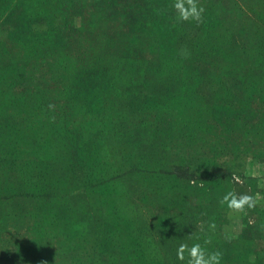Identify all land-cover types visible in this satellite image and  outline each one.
<instances>
[{"label":"trees","instance_id":"obj_1","mask_svg":"<svg viewBox=\"0 0 264 264\" xmlns=\"http://www.w3.org/2000/svg\"><path fill=\"white\" fill-rule=\"evenodd\" d=\"M165 2L171 29L157 26L168 7L153 3L135 16L140 35H99L101 14L87 10L97 0H0V24L19 6L21 23L71 20L83 41L37 37L0 66V264H186L179 245L207 239L221 264H264V220L256 238L221 229L220 199L256 181L208 175L239 139L264 163V0H199L200 21ZM136 87L159 100L133 108ZM21 205L20 220H2ZM247 211L264 218L258 204Z\"/></svg>","mask_w":264,"mask_h":264},{"label":"rangeland","instance_id":"obj_2","mask_svg":"<svg viewBox=\"0 0 264 264\" xmlns=\"http://www.w3.org/2000/svg\"><path fill=\"white\" fill-rule=\"evenodd\" d=\"M166 0H97V4L95 6L89 5L87 10L90 12H96V14L100 17L96 24L99 35L111 34V33H123L129 34L131 32L132 35L139 34L140 32L147 29V26H144V22H138L135 17L140 9L146 6V9L151 8L153 3L157 6H162L163 8L168 7L166 5ZM97 8V9H96ZM77 9V8H76ZM161 11V10H160ZM70 14H76L75 11H70ZM83 12V9H82ZM167 14L164 15L163 19L160 20V24L157 25L161 27L162 31H167L171 29L175 23H173V11L170 7L166 10ZM162 12L161 14H163ZM171 14V15H170ZM5 19L2 24H0V66H2L6 62L14 61L16 58H20L22 56V48H20V44L27 43V45H32V40L37 37L46 38L47 34H50L52 39L50 45L52 47L62 46L67 48H78V45H83V41L80 38L81 36L78 34V29L80 27L75 26V22L68 20V22H63L58 24V26H53L51 23L44 21L43 19L37 20H29L21 23V10L19 6L15 7L14 10L8 9L5 12ZM85 36V35H84ZM116 39V38H115ZM114 46H124L126 41L124 39L117 41L113 40ZM31 42V43H30ZM128 43V42H127ZM100 45L98 39H95L93 42V46ZM28 64H32V59H30ZM189 75V74H187ZM96 83H94V90L99 93L103 90L105 83L101 85L99 88H96ZM79 88L85 91L84 86L80 85ZM18 89V88H17ZM127 98L134 100L133 108H136L143 102H152L156 99L159 100L160 95H156V93H151L143 87H136L129 91ZM264 98L259 100H255L258 106L264 105L262 102ZM221 121L218 120L217 123ZM157 129L164 130L165 127L162 124L157 125ZM151 136H161L160 132L151 133ZM162 141V140H161ZM161 141H156L157 144L161 143ZM238 142H234L238 148V153L234 152L232 149L229 157H223L218 160L223 161L221 163H216L213 167H211L208 171V175L210 178H214V176H223V174H227L236 184H239V181L243 178H248L251 180H255V191L251 192L250 195H255L259 193V203L258 209L261 213L264 212V163L254 159L251 155L245 154L243 151V142L239 139ZM230 146H235L231 145ZM154 153V155H159L158 145L156 147L149 146L148 148L143 147V154ZM234 155V156H233ZM216 176V177H217ZM242 190V189H241ZM238 190L237 194L248 193L247 189L243 191ZM30 206V205H29ZM26 205H21L17 208V212L9 213L10 210L5 211L4 213H8L9 217H4L2 220H20V217L26 213ZM260 213V212H259ZM258 213V214H259ZM13 214V215H12ZM254 212H249L246 210V213H236L228 210L224 213L222 220L225 221L226 225L221 227L222 232L225 235H228L231 240L239 239L240 237H248L250 234L256 238L258 237V232L260 226V221H255L253 224V220H264L261 215H258ZM3 215L2 210L0 211V216ZM12 216V217H11ZM25 220H32L30 218H23ZM21 219V220H23ZM1 220V219H0ZM228 220V221H226ZM260 233L259 236H261ZM259 248L262 252H264V244H260L258 247L256 246V250ZM264 255V254H263ZM252 259V257H249Z\"/></svg>","mask_w":264,"mask_h":264},{"label":"clouds","instance_id":"obj_3","mask_svg":"<svg viewBox=\"0 0 264 264\" xmlns=\"http://www.w3.org/2000/svg\"><path fill=\"white\" fill-rule=\"evenodd\" d=\"M172 7L177 11L178 17L183 21H200L205 9L199 4V0H175ZM53 108V105H49ZM219 203L226 205L227 209L236 213H246L248 209H254L259 203V193L250 195L247 193L237 194L234 190L227 191ZM216 225L209 223V229L214 231ZM199 238L197 237V240ZM211 243L210 239L191 244L181 243L177 249V259L186 264H221L222 253L220 251H208L205 247ZM187 254V255H186Z\"/></svg>","mask_w":264,"mask_h":264}]
</instances>
